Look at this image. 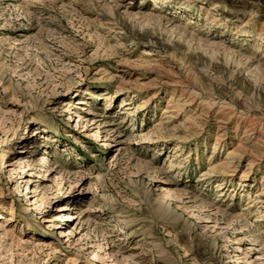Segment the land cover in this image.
<instances>
[{
	"label": "rangeland",
	"instance_id": "1",
	"mask_svg": "<svg viewBox=\"0 0 264 264\" xmlns=\"http://www.w3.org/2000/svg\"><path fill=\"white\" fill-rule=\"evenodd\" d=\"M0 214V264H264V0H0Z\"/></svg>",
	"mask_w": 264,
	"mask_h": 264
},
{
	"label": "bare ground",
	"instance_id": "2",
	"mask_svg": "<svg viewBox=\"0 0 264 264\" xmlns=\"http://www.w3.org/2000/svg\"><path fill=\"white\" fill-rule=\"evenodd\" d=\"M79 102H83V101H81V100H80ZM88 134H90V135H89V137H91V138H93V137H94V135H92V134H91V132H90V133H88ZM27 190H28V188H27ZM0 217H1V214H0ZM64 235H66V233H64Z\"/></svg>",
	"mask_w": 264,
	"mask_h": 264
}]
</instances>
